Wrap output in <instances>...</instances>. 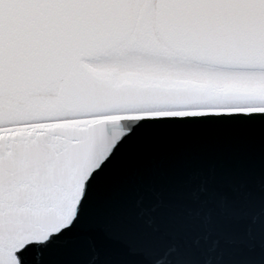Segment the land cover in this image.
<instances>
[{
	"label": "snow or ice",
	"instance_id": "snow-or-ice-1",
	"mask_svg": "<svg viewBox=\"0 0 264 264\" xmlns=\"http://www.w3.org/2000/svg\"><path fill=\"white\" fill-rule=\"evenodd\" d=\"M192 169L157 228L104 200ZM0 264H264V0H0Z\"/></svg>",
	"mask_w": 264,
	"mask_h": 264
},
{
	"label": "water",
	"instance_id": "water-1",
	"mask_svg": "<svg viewBox=\"0 0 264 264\" xmlns=\"http://www.w3.org/2000/svg\"><path fill=\"white\" fill-rule=\"evenodd\" d=\"M227 140V134L209 129H193L177 133L168 138L162 145L160 163L169 167L173 158L180 159L204 151H211ZM205 187L202 177L196 169H192L181 176L168 181H159L153 185V196L150 200L139 204L138 201L121 200V190L115 189L105 194L104 200H119L129 212L143 213L141 220L150 228H157L159 223H150L149 217L157 220L168 211L192 214L195 211L193 200ZM226 191V189H221ZM106 210L102 208V211ZM119 222L118 217H111Z\"/></svg>",
	"mask_w": 264,
	"mask_h": 264
}]
</instances>
